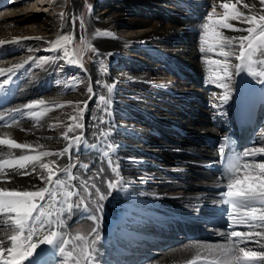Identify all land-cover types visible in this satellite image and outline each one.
Returning a JSON list of instances; mask_svg holds the SVG:
<instances>
[{
  "label": "bare ground",
  "instance_id": "6f19581e",
  "mask_svg": "<svg viewBox=\"0 0 264 264\" xmlns=\"http://www.w3.org/2000/svg\"><path fill=\"white\" fill-rule=\"evenodd\" d=\"M27 1L0 0V40L6 41L5 44L18 40L37 41L35 37L55 41L61 34L72 33L75 37L99 30V35L91 34L89 42L100 51L104 64L115 65L120 59L123 63L131 54L135 59L141 55L154 62L151 66L139 65L134 73L123 71L120 74H114L108 66L98 65L84 78V87L91 85L95 95L89 98L86 92L80 97L88 100V105L95 98L97 109L86 111L83 118L94 115L102 117L105 123L93 120L91 127L83 130V136L90 139L89 144L100 143V131H107V142L115 145L110 151L119 164L122 180L120 188L102 202V213H97L102 219L99 223L101 244H96V264H187L198 253L208 257L209 250H218L230 244L227 236L230 229L218 223V219L225 216L224 204L220 202L225 182L220 177L218 147L227 134L238 133L242 113H246L251 121L248 143L264 140V132L261 131L264 129V118H258L260 112L264 113V84L257 83L256 77L247 73L233 75L227 81L230 86L229 100L223 103L217 98L225 90L212 83V74L207 69H214L215 66L206 65L204 58H223L217 57L214 52H200V23L213 4L216 8L214 19L223 17L221 0H117L116 4L125 9L118 19L108 17L116 9L110 8L108 0H99L102 9H95L93 0L89 1L91 11L87 8L85 13L83 0H71L70 5L69 0H52L51 15L32 11L33 6L26 4ZM39 1L45 3L47 0ZM255 2L259 5V0ZM38 8L42 10L43 6L37 4ZM237 8L248 11L241 5ZM97 10L101 12L95 15ZM61 12L66 14L63 20ZM141 15L144 17L141 18ZM73 16L83 17V29L77 25L73 27ZM223 31L229 36L244 34L227 29ZM5 44L0 45V69L12 68L13 71L0 74V115L4 116L10 110L38 99L54 102L73 97H64V93L56 87L62 79H70L71 72L77 67L66 64L67 68L60 72L51 66L38 75L33 71L28 73L32 49L6 54L1 51ZM127 51L129 55L123 60ZM161 51L164 54H160ZM230 60L233 64L238 63L234 57ZM16 65L22 66L17 68ZM160 73L166 78L162 79ZM5 80L8 83L5 84ZM106 84L115 85L111 93L104 86ZM197 94H200V99ZM101 95L108 98L107 112L104 111L105 105L99 101ZM14 96H17L18 104L22 103L11 106L10 98ZM158 103L161 107L165 105L166 109L156 112L153 107ZM38 112L42 113L39 118L22 115L20 130L28 131L8 128L4 126L5 121H0V138L9 137L21 143L39 142L49 150L58 151L52 138L61 134L62 130L55 118L59 122L64 120L57 113H53L54 119L47 120L44 110ZM115 116L121 117L124 122H115ZM68 123L69 118L65 125ZM81 148L82 145L78 151ZM93 150L94 153L89 156L93 157V169L96 171L106 159L101 154L105 149ZM0 152L3 153L0 156L2 159L19 153L13 154L3 145H0ZM262 158L256 157L257 160ZM66 162L67 157L59 160L61 164ZM104 167L107 168V165L104 164ZM76 175L79 180L74 183L84 179L80 172L76 171ZM110 175V171L106 173V177ZM32 183L39 184V181L34 177H17L14 185L6 186L28 189ZM95 183L100 184V180ZM89 214L83 208L74 210L65 221L67 227L64 231L71 236L76 235L70 229L75 222L89 221L94 226L91 220L86 219ZM174 236L185 242L179 247L166 246L162 253V242L166 243ZM261 243L264 240L257 237L247 247L264 250L260 247ZM148 246H153L150 254L161 252L159 260H153L150 254H145L147 258L142 255ZM39 247L35 257L23 264L62 263L63 257L53 255L49 246ZM127 253L133 254L134 259L123 258Z\"/></svg>",
  "mask_w": 264,
  "mask_h": 264
},
{
  "label": "snow or ice",
  "instance_id": "6c2138e0",
  "mask_svg": "<svg viewBox=\"0 0 264 264\" xmlns=\"http://www.w3.org/2000/svg\"><path fill=\"white\" fill-rule=\"evenodd\" d=\"M238 5L248 11L239 10ZM85 6L91 11V5L87 4V0ZM220 7L223 9L222 18L214 19L216 12L214 4L202 17L200 52H214L217 57L223 58L204 59L206 65L215 66L214 69L207 70L212 74V83L225 90L224 94L217 98L226 103L230 98V86L227 81H230L233 75L247 73L256 77L257 83L264 84V0H259V5L255 0H221ZM65 15L61 12L60 18L63 20ZM231 21L237 23L233 24ZM72 23L74 28L77 23L81 29L85 27L82 16H73ZM225 29L244 34L225 35L223 31ZM99 34L98 30L94 35ZM35 39L40 40L41 37ZM73 39L72 33L61 34L55 41L47 43L51 46L49 50L62 51V55L57 56V59H66L67 63L83 68V49H78L70 55L67 47ZM5 43L6 41L0 40V45ZM79 43L98 54V50L83 36L80 37ZM230 57H234L238 63L233 64ZM29 59L47 60L48 58L30 57ZM21 66L16 65L17 68ZM5 71L10 73L13 69H0V74ZM4 83L8 81L5 80ZM104 86L108 93H111L115 87L114 84ZM87 92L89 98L95 95L91 85L88 86ZM99 101L105 105L104 111L107 112L108 98L101 95ZM45 103L44 99H38L35 102L25 103L15 111L20 112L21 115L39 118L42 113L34 109ZM68 103L73 104V102ZM64 106V104L51 105L54 108ZM213 107L215 108L216 105L213 104ZM22 109L28 111L23 112ZM87 109L88 100L75 102L74 114L69 116L70 123L65 126L66 131L62 133V139L68 143L61 150H49L46 145L39 142L21 143L15 139L0 138V145L8 149L26 150L22 154L13 155L11 159L0 158V264L29 262L35 257L40 245L49 246L53 255H61L62 264H96L98 260L96 244L101 238L99 223L102 219L97 213H102V202L114 190L120 188L122 180L119 164L113 159L110 151L115 145L107 142V131H100L98 136L100 143L89 144L83 136L85 125L82 120ZM48 110L49 108H45L44 112ZM93 119H99L101 124L105 123L102 117H93ZM0 121H5L4 126L11 127L12 124L18 123V118L13 117L11 121H7L3 115H0ZM77 130H80V134H75ZM261 131L264 132V129ZM69 133L75 135L70 136ZM229 142L230 138L224 137V142L218 147V154L223 165L222 178L225 181L224 190L220 192L224 199L220 202L228 205L225 211L230 229L227 236L231 243L218 250H209L208 257L198 253L189 259L187 264H196V261H203V264H264V250L257 251L247 247L254 238L259 237L264 240V158L256 159L257 156L264 157V141H254L250 147L239 152L226 151ZM82 144L95 150L105 149L101 154L106 159L95 173L88 171L85 179L74 183L79 178L73 169L89 170L88 163L79 161L77 155ZM0 156H3L2 152ZM48 157L57 159H46ZM65 157L67 162L59 163V160ZM109 171L111 175L106 177ZM93 176L100 180V184L89 182ZM17 177H34L39 184L32 183L28 189L6 186L14 185ZM81 190L87 196L81 195ZM81 208L90 213L86 219L91 220L94 227L90 236L83 234L71 236L64 231L67 227L65 221L71 217L74 210ZM260 247L264 249V243H261ZM43 264H50V261H45Z\"/></svg>",
  "mask_w": 264,
  "mask_h": 264
},
{
  "label": "rangeland",
  "instance_id": "374dc122",
  "mask_svg": "<svg viewBox=\"0 0 264 264\" xmlns=\"http://www.w3.org/2000/svg\"><path fill=\"white\" fill-rule=\"evenodd\" d=\"M51 1L52 0H47L45 3H41L39 0H28L26 4L32 5L33 6L32 11H34V12H39L40 14H41V12H44V14H46V15H51L52 10H53L52 9L53 7L52 6L50 7ZM89 1H91V0H87V4H89ZM116 1L117 0H113V1L108 0L110 8L111 7L112 8H116L114 10L117 11V12L119 10V12L118 13L117 12L114 13V10L111 9L112 12H110L108 14V17L113 16V17L118 19L120 16L123 15L122 14V10H125V9H122L123 7H121L119 4H116L117 3ZM70 3H71V0H69V5H70ZM85 3H86V0H83L82 5H83V8H84V13H85V10L87 9V7L85 6ZM37 4H39V5L41 4V7L43 6L42 10L40 8L36 9L37 8ZM93 6H94L95 9L98 8V7H99L98 9H102V7H103V6H100L99 0H93ZM100 12H101V10H97L95 15L99 14ZM129 12H130V10H129ZM143 17H144V15H141V18H143ZM127 19L128 18H125L124 20H127ZM77 27L80 28L78 23H77ZM92 33H97V31L96 30H93V31L91 30V31H88V33H80V34L76 35L74 37L73 41L67 45L71 55L74 54L76 50L83 49V52H82L83 68H81L79 65H76V64L67 63L66 59H64V60L63 59H57L56 57L60 56V51L49 50L51 48V46H50L49 43H47L48 41H47L46 38H41L40 40H37V41L36 40H31V41H24V42L18 40V41L14 42V43L12 42V43H9V44H5L1 48V51L2 52H6V54H16L17 52H19V51H21L23 49L24 50L26 49V51L28 52L29 49H32L31 50L32 57H46V58H48L47 60H41V59H33V60H31L30 64L28 65V67H29L28 68V73H29V71H33V73L35 72L34 74L38 75V74H41L43 71L45 72L46 70L50 69L51 66L56 67L58 72H60V71H62V69L64 70V69L67 68L66 64L77 67L76 70H73L71 72V78L70 79H67V80L62 79L58 83V86L56 87V89L58 91L64 93L63 94L64 97H67V96H73V97H71V99H67L66 98L65 100L62 99V100H57V101H54V102H46L45 105H42L41 107H39V108L37 107L36 108V111H41V110H44L45 108H49V110L47 112H44V114H43L44 118H46L47 120L54 119L53 113H55V115L57 113V116L60 115L61 116L60 118H62V121L64 120V122H59L60 120H57V118H55V120L60 125L62 133L66 131L65 123L68 120L69 116L74 114L73 113V108H74L75 102L84 101L80 97L81 94L87 92V88L84 87V84H85L84 78L86 77V75H89L90 72H92L93 68H95L98 65L99 66L100 65H105V66H108L109 69H112L114 74H120L123 71H126L128 73H131V72L134 73V72H136V68L139 67V65L140 66L143 65V66L146 67L147 65L151 66L152 64H154L153 61L148 60L147 58L144 59V58H142L141 55H137V58L135 59V56H133L131 54V56L127 60H124L125 57H127L129 55V52H128L129 50L124 55V58H123V60H124L123 63L124 64L122 63L121 59L118 60L115 65L108 64V63L104 64L103 63L104 60H103V57L101 56L102 54L100 53V51H98V54L94 53V52L90 51L88 48L84 47V45L79 43V39H80L81 36L86 38L87 41L89 42V37L91 36ZM160 54H164V52L161 51ZM140 56H141V58H140ZM133 59H134V62H136V63L133 62ZM120 64H122V65H120ZM64 66H66V67H64ZM85 69H86V71H85ZM83 74H84V77H83ZM81 75H82V77H80ZM164 76H163L162 73H160V77H162V79L166 78V76L165 77ZM200 97H201L200 94H197V98L200 99ZM10 100H11V103H12L11 106H17L20 103H22V101H20L19 104H18L17 96L11 97ZM209 101L212 102L213 100H209ZM68 102H73V104L70 105ZM89 102H90V104L88 105L87 111H91L93 109L94 110L97 109L95 107V103H96V99L95 98H92ZM52 104H64L65 106L62 107V108H54V107H51ZM153 108H154V110L156 112H160V111L166 109V106L164 105V106L161 107V103H158ZM16 109H18V108L10 110V112L6 113L4 115V117H6L7 121H11V119L13 117H17L18 121H20V122L15 123L16 125L12 124V126L8 127V128H15L16 130L21 131L20 128L22 126V123H21L22 115H21L20 112H16L15 111ZM83 117H84V115H83ZM93 117H94V115H91V117L88 118V119H84L83 118L82 122L84 123L85 128L86 127H91L92 121L94 120ZM258 118L259 119H263L264 118V113L260 112L258 114ZM114 120H115V122H117L119 124L124 122V120L121 117L117 118V116L114 117ZM30 122H32V119H30ZM134 129H136V126H135ZM62 133L58 134V135H56V137L52 138L53 139V143H54V148H56L57 150L62 149L64 147L65 143L67 142V141L62 139ZM75 134H80V130H77V133H75ZM75 134L69 133V135H71V136L75 135ZM8 139H13V138H9L8 137ZM86 140L88 142L90 141V139L87 138V137H86ZM262 141H264V140L262 139ZM93 151H94L93 149L85 147L82 144V148L77 152V155L79 156V161H83V162L88 163L89 170L86 171V170H83V169H73V171L75 173H76V171L80 172L84 176V179L87 177V172L88 171H90L92 173L96 172L93 169V165H94L93 157L89 156ZM9 152H11V153L13 152V154H14V152L15 153L19 152L18 154H14V155L22 154V151L20 152V149H15V150L9 149ZM11 157L9 159H11ZM47 159L51 160V159H57V158L56 157H48ZM79 161H76V162L79 163ZM89 182L90 183L91 182H97V179L93 176L89 180ZM81 195L87 196V194L84 193L82 190H81ZM77 223L78 222H75L70 227V229L72 231H75L74 232L75 234H83V235L91 234V229L94 227L92 225V223H90L89 221H85L84 223H79V224H77ZM99 235H100V233H99ZM100 237H101V235H100ZM167 242H169L171 244H168ZM167 242L166 243L162 242V244H161L162 247H163L162 248V251H163L162 253L165 252L166 246L168 248L179 247L185 241L184 240H179L177 237L175 238V236H174V238L168 240ZM97 243L101 244V238H100L99 241H97ZM152 248H153V246H148L146 248V250H144L145 253L142 254V255L145 257L147 254H150V251H151ZM44 253H46V251H44ZM202 255H204V254H202ZM147 256H146V258H147ZM150 257L153 258V260H159V258L161 257V252H159L158 254L157 253L150 254ZM123 258H127V259L132 260V259H134V255L131 254V253H127V254L123 255ZM145 262L149 263L147 261H145ZM50 264H56V263L52 262Z\"/></svg>",
  "mask_w": 264,
  "mask_h": 264
}]
</instances>
